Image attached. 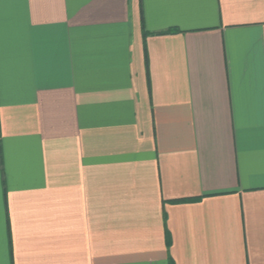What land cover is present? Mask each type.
Here are the masks:
<instances>
[{
  "label": "crops",
  "instance_id": "obj_1",
  "mask_svg": "<svg viewBox=\"0 0 264 264\" xmlns=\"http://www.w3.org/2000/svg\"><path fill=\"white\" fill-rule=\"evenodd\" d=\"M0 264H264V0H0Z\"/></svg>",
  "mask_w": 264,
  "mask_h": 264
},
{
  "label": "trees",
  "instance_id": "obj_2",
  "mask_svg": "<svg viewBox=\"0 0 264 264\" xmlns=\"http://www.w3.org/2000/svg\"><path fill=\"white\" fill-rule=\"evenodd\" d=\"M149 34L150 33H148L146 30H144L145 37H147ZM145 63H146L147 74H148V72H149V58H148V53H147V49L146 48H145ZM148 80H149V75H148ZM149 89H150V83H149Z\"/></svg>",
  "mask_w": 264,
  "mask_h": 264
}]
</instances>
